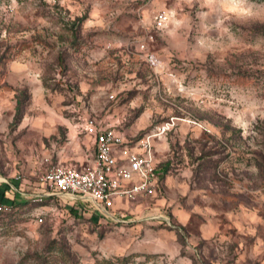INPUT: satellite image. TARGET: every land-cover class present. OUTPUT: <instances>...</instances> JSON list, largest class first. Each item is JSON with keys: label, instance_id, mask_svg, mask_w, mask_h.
<instances>
[{"label": "rangeland", "instance_id": "rangeland-1", "mask_svg": "<svg viewBox=\"0 0 264 264\" xmlns=\"http://www.w3.org/2000/svg\"><path fill=\"white\" fill-rule=\"evenodd\" d=\"M0 57V178L17 186L0 181V264H264V0H0ZM86 113L132 139L175 120L153 139L155 193L112 218L38 197L41 171L93 156Z\"/></svg>", "mask_w": 264, "mask_h": 264}, {"label": "built area", "instance_id": "built-area-1", "mask_svg": "<svg viewBox=\"0 0 264 264\" xmlns=\"http://www.w3.org/2000/svg\"><path fill=\"white\" fill-rule=\"evenodd\" d=\"M168 18L167 9L158 10L154 17L156 26H163ZM148 56L153 59L152 54ZM174 123L172 117L157 129L132 139L97 115H78L80 130L91 137L94 146L93 161L81 167L58 161L47 167L38 174L42 187L38 197L46 199L55 195L72 199V202L87 201L100 213L112 218L111 208L117 200H131L155 193L161 169L155 158L153 139ZM16 178L23 177L18 173ZM0 181L6 182L9 189L17 190L13 182L2 177ZM12 207L13 202L2 200L0 195V212L10 211Z\"/></svg>", "mask_w": 264, "mask_h": 264}, {"label": "crops", "instance_id": "crops-1", "mask_svg": "<svg viewBox=\"0 0 264 264\" xmlns=\"http://www.w3.org/2000/svg\"><path fill=\"white\" fill-rule=\"evenodd\" d=\"M76 127L78 128V134H81L83 137H86V138H88V140L91 142V145H92V147H93V149H94V146H93V144H92V140H91V137L88 135V134H86L85 132H83V131H81L80 130V127H79V125H78V123L76 124ZM153 145H154V142H153ZM94 154H95V150H94ZM94 154H93V156H91L90 158H88V157H84L82 154H80V155H78V159L77 160H79V162H77V163H72V162H67V163H72V164H76L77 166H85V165H89V164H91L92 163V161H93V158H94ZM155 158H156V160L159 162V159H158V157L156 156V154H155ZM63 162H66V161H63ZM84 162H87V164H85ZM12 182V181H11ZM141 197H136L135 199H140ZM128 201V200H127ZM130 201V200H129ZM210 223H212V221L210 220L209 221V224Z\"/></svg>", "mask_w": 264, "mask_h": 264}, {"label": "trees", "instance_id": "trees-1", "mask_svg": "<svg viewBox=\"0 0 264 264\" xmlns=\"http://www.w3.org/2000/svg\"><path fill=\"white\" fill-rule=\"evenodd\" d=\"M1 56H2V58H7V55H6L5 52H3ZM0 58H1V57H0ZM1 60L3 61V59H0V62H2ZM4 62H5V59H4V61L2 62V64H3ZM22 101H23V99L20 98V99L18 100V102H17V107H16V111H15V121L19 120V118H21L22 115H23V105H22ZM3 184H4V186H6L5 183H3ZM0 195H1V192H0ZM1 199H2V200H5L4 197H2V195H1ZM47 199H48V198L43 199V201H47ZM13 206H14V205H13ZM13 208H14V207H12V209H11L10 211H7V212H0V214H10V213H12ZM37 257L40 258V255H37ZM124 261H126V257H125Z\"/></svg>", "mask_w": 264, "mask_h": 264}]
</instances>
